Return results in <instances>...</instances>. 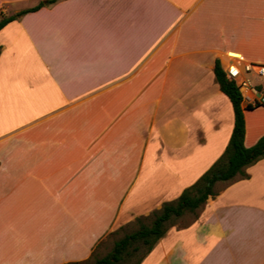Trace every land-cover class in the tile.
<instances>
[{"label": "crops", "instance_id": "obj_1", "mask_svg": "<svg viewBox=\"0 0 264 264\" xmlns=\"http://www.w3.org/2000/svg\"><path fill=\"white\" fill-rule=\"evenodd\" d=\"M216 61L264 65V0H55L3 27L0 264L89 262L195 184L234 125ZM243 114L251 147L264 106ZM245 173L138 264H264V159Z\"/></svg>", "mask_w": 264, "mask_h": 264}, {"label": "trees", "instance_id": "obj_2", "mask_svg": "<svg viewBox=\"0 0 264 264\" xmlns=\"http://www.w3.org/2000/svg\"><path fill=\"white\" fill-rule=\"evenodd\" d=\"M54 1L41 2L31 9L23 10L12 16H0V30L21 15L36 11ZM214 76L220 91L231 102L234 115L232 133L223 155L195 184L185 189L176 201L164 203L158 211L152 212V220L149 225L140 223L137 231L126 234L115 241L113 249L106 256L96 259L92 264H118L123 257L129 255L130 247H132L131 251L137 250L138 246H132L133 244L140 243L145 247V251L140 256L138 264L167 231L173 219L180 217L185 212H194L206 202L208 197L215 195L213 190L215 182H231L236 178H247L245 169L264 159V135L253 146L245 147L244 145L245 120L243 112L244 110H253L260 105L242 107L243 100L237 87L233 81L228 79L218 61L215 63ZM218 174L219 176H217ZM142 219L138 218L136 221L140 222Z\"/></svg>", "mask_w": 264, "mask_h": 264}, {"label": "built area", "instance_id": "obj_3", "mask_svg": "<svg viewBox=\"0 0 264 264\" xmlns=\"http://www.w3.org/2000/svg\"><path fill=\"white\" fill-rule=\"evenodd\" d=\"M224 72L234 82L242 100L248 105L264 106V81L262 84H252L250 81L252 76L264 80V65L244 62L231 65Z\"/></svg>", "mask_w": 264, "mask_h": 264}, {"label": "rangeland", "instance_id": "obj_4", "mask_svg": "<svg viewBox=\"0 0 264 264\" xmlns=\"http://www.w3.org/2000/svg\"><path fill=\"white\" fill-rule=\"evenodd\" d=\"M33 4H35V3L25 2V3L21 4L20 6L33 8V7H35V6H33ZM0 12H1V9H0ZM32 12H34V11H32ZM27 13H30V12H27ZM27 13H25V14H27ZM25 14H23V15H25ZM250 81L252 84H254V83H258L259 81H261V79H258L257 77L252 76ZM151 220H152V216L150 215V216L146 217V219L143 218L140 222L135 221L133 224L127 226L126 228L121 229L119 231H116V232L112 233L111 235H109L107 237V239L101 245H99V247L95 251L93 257H91V259L89 260V262L87 264H92L95 262L96 259H100V258L106 256L113 249V244L115 241L121 239L126 234H130L134 231H137L140 223L145 224V225H149ZM177 221H178V219L175 218L172 220L171 224H176ZM182 223L183 222L180 221L179 224H182ZM132 246H138L137 250L131 251L132 247H130L129 248V250H130L129 255L123 257V259L118 264H137L138 260L140 259V256L145 251V247L142 246L140 243L133 244Z\"/></svg>", "mask_w": 264, "mask_h": 264}, {"label": "water", "instance_id": "obj_5", "mask_svg": "<svg viewBox=\"0 0 264 264\" xmlns=\"http://www.w3.org/2000/svg\"><path fill=\"white\" fill-rule=\"evenodd\" d=\"M217 176H219V174Z\"/></svg>", "mask_w": 264, "mask_h": 264}]
</instances>
